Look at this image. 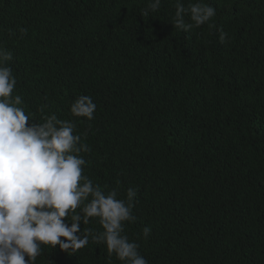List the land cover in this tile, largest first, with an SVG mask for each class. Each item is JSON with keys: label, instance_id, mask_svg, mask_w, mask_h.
Listing matches in <instances>:
<instances>
[{"label": "trees", "instance_id": "trees-1", "mask_svg": "<svg viewBox=\"0 0 264 264\" xmlns=\"http://www.w3.org/2000/svg\"><path fill=\"white\" fill-rule=\"evenodd\" d=\"M205 2L215 28L185 32L175 0L146 14L149 0H0V45L26 111L76 123L84 174L137 191L125 233L149 264H264V0ZM79 95L93 120L71 115ZM36 264L121 262L90 242L44 246Z\"/></svg>", "mask_w": 264, "mask_h": 264}, {"label": "clouds", "instance_id": "clouds-1", "mask_svg": "<svg viewBox=\"0 0 264 264\" xmlns=\"http://www.w3.org/2000/svg\"><path fill=\"white\" fill-rule=\"evenodd\" d=\"M161 3L149 0L145 14L157 11ZM175 9L170 21L175 29L215 28L216 7L205 0H190L187 6L175 0ZM19 31L21 36L27 33L26 28ZM227 38L221 29L220 42ZM12 60L13 53L0 45V264H36L44 246L75 253L90 242L105 245L110 260L115 256L121 264H149L140 244L125 233L126 223L136 221L137 191L130 187L120 199L116 188L106 191L107 185L84 174L87 161L81 153L90 147L76 134V123L45 113L47 104L37 109L42 122L34 119L22 95H13L17 78ZM96 108L91 96L79 95L70 113L91 121ZM93 218L102 230L82 227ZM150 234L144 227L143 238Z\"/></svg>", "mask_w": 264, "mask_h": 264}]
</instances>
